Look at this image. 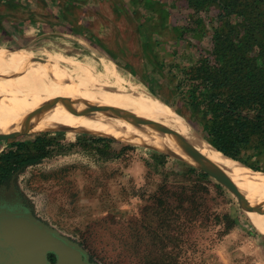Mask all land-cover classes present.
Returning a JSON list of instances; mask_svg holds the SVG:
<instances>
[{
  "label": "rangeland",
  "instance_id": "obj_1",
  "mask_svg": "<svg viewBox=\"0 0 264 264\" xmlns=\"http://www.w3.org/2000/svg\"><path fill=\"white\" fill-rule=\"evenodd\" d=\"M60 1L71 7L67 22L49 27L20 51L0 50L8 54L0 55V77L21 78L35 68L54 67L73 80L69 82L73 91L138 96L172 125L176 118L185 124V130L179 128L182 132L175 125L167 127L192 137L176 136L180 140L218 151L201 135V116L185 109L175 87L188 67L204 61L215 65L219 54L215 50L224 42L240 45L252 66L264 67V0ZM45 93H13L0 97V103L19 95L44 98L42 111L59 103L74 115L110 111L109 122L121 117L129 118L130 127L141 124L138 138L144 143L132 142L126 135L109 139L61 125L41 130L48 125L12 120L14 127L27 131L0 135L12 138L0 140V157L44 146L49 153L38 164L19 170L10 190H0V205L21 210L79 246L91 264H264V191L251 185V177L241 193L235 181L222 180L224 171L207 173L198 162L177 157L173 150L179 149L160 140L175 135L165 130L155 134V122L148 124L129 105L126 111L86 105L78 112L79 100ZM95 97L107 100L102 92ZM156 145L166 146L172 154L151 147ZM248 153L252 157L243 161L219 155L264 178V156ZM257 160L262 165L255 170ZM232 184L246 204L228 187ZM16 192L23 202L12 196ZM10 259L0 251V264Z\"/></svg>",
  "mask_w": 264,
  "mask_h": 264
},
{
  "label": "trees",
  "instance_id": "obj_2",
  "mask_svg": "<svg viewBox=\"0 0 264 264\" xmlns=\"http://www.w3.org/2000/svg\"><path fill=\"white\" fill-rule=\"evenodd\" d=\"M215 52L219 53L215 65L204 61L183 71L175 87L183 106L201 116V135L224 157L243 161L252 157L250 150L264 156V67L252 66L240 45L224 42ZM176 120L179 118L171 122L185 130V124ZM48 153L45 146L35 152L3 153L0 185L19 170L38 164ZM261 165L257 160L254 169Z\"/></svg>",
  "mask_w": 264,
  "mask_h": 264
},
{
  "label": "bare ground",
  "instance_id": "obj_3",
  "mask_svg": "<svg viewBox=\"0 0 264 264\" xmlns=\"http://www.w3.org/2000/svg\"><path fill=\"white\" fill-rule=\"evenodd\" d=\"M50 77H53L54 80L49 81ZM5 78L6 77H0V97L4 95H11L13 93H22L23 91H26L27 93L32 91L46 92L49 94L48 96L54 95L56 98H61L62 96H64L72 99L73 101L79 100L80 101L79 104L75 105L78 112H81L86 105H89L90 107L97 105L99 107H110L118 110L123 109L125 111H126V105H129L133 111H135L138 115L144 117V121L147 122L148 124L151 123L150 121L155 122L153 125L154 126L156 125V128L152 130V132H155V134L159 133L162 130H165L166 134L175 135V137L173 136L170 138H166L164 140L160 138V140L164 142L166 145H169L174 148H178L179 150L173 148L174 149L173 151H177V153H179V155L176 154L177 157L191 164H196V162H199L202 165H205L206 168L217 167L218 169L224 171L223 180L230 181L231 179L232 181H235L237 186L240 187L241 193H243L242 186L244 184L249 185L248 179H250V177L253 179L252 181L253 183L251 185L256 184L263 189L262 191H264V178H262L263 176L260 177L258 176L259 174H255L247 168L249 170L248 171L247 169H244L246 167L240 166L236 163H232V162L228 163L226 159L224 158L222 159L220 157L219 153L213 150H208L207 148L198 144L197 142H186L184 140L183 141L180 140V138L176 136L184 137L187 140L189 137L190 138L192 137L184 136L180 132L167 129L168 126H174V125H172L166 118L160 115L147 101L143 100L138 96H135L133 94H130V96L129 95L125 96L123 94L110 95V93L106 90H96V89L85 90L83 92L73 91L75 87L73 88L72 83H69L73 80L64 76V74L60 70L54 67H38L31 70L29 73H27L25 76L21 78H11L6 80ZM65 80H67L68 82H65ZM42 81L44 82V86L36 87L37 82H40L42 84ZM46 81H48V83H46ZM98 92L105 93V98L107 100L104 101L100 98H96L95 95ZM30 95L32 94L30 93ZM30 98H32V96H30L29 98H22L18 95L17 98L14 99L12 98L7 103L4 104L0 103V116L8 119L22 121L25 123H30L33 125H41V126H44L46 124L48 125L45 128H42L41 130L44 129L54 130L56 128H61L60 127L61 125V126H67V128L74 129L76 131L85 130L93 134H102L106 136L117 137L120 139H126V136H129L130 137L129 140L132 142L144 143L141 139L138 138L139 136H142L141 135L142 132H140L141 129L139 128L142 127V125L140 124V125L132 126L133 128L130 127L128 125L129 118L123 119L121 117H115L116 119H118V122H109L107 116L108 115L111 116L112 112L102 111V110L101 112L98 110L92 111L85 116L80 115L79 113H78L79 115H74L70 112L71 110L68 111L61 103L57 104V102H56L57 105L56 106L54 105L55 107L42 111L40 107H42L44 103L47 101H45L44 98L40 100H36V99L31 100ZM39 110H41L42 112H40ZM56 110L58 111L56 112ZM36 111H37V115L30 117L29 114H32L33 112ZM38 111L40 113H38ZM76 116H79L80 118H75ZM127 116L129 117L128 114ZM99 117L100 118L105 117L106 119L103 122H100L96 120V119L99 120L100 119ZM39 119L40 121H37ZM87 120L90 121L91 124H89L88 126L81 124ZM117 124L125 125V126L121 125L122 126L121 128L127 127V129L122 130L120 126H118ZM0 126L7 127L6 131L4 132L16 131V130L27 131L26 129H22V128L20 129L13 128L4 121H0ZM151 147L158 148L162 150V152L164 153L172 154V152L167 151L166 146L164 147L162 145H156ZM227 177L230 179H227ZM257 178L259 179L260 182H258ZM247 192L251 197L254 195L252 189L247 188Z\"/></svg>",
  "mask_w": 264,
  "mask_h": 264
},
{
  "label": "water",
  "instance_id": "obj_4",
  "mask_svg": "<svg viewBox=\"0 0 264 264\" xmlns=\"http://www.w3.org/2000/svg\"><path fill=\"white\" fill-rule=\"evenodd\" d=\"M95 135L116 139L102 134ZM4 139L12 138L0 136V140ZM201 166L207 173L211 169H214L213 174L220 171L217 167H207L206 169L205 165L201 164ZM222 176L223 180L224 175L222 174ZM228 187L234 189L233 184ZM234 191L238 193L235 189ZM238 195L243 201L242 195L239 193ZM244 203L246 204V202ZM0 251L9 254L11 259L7 264H52L48 259L50 253L56 256L54 264H91L86 253L79 246L38 224L34 218L26 215L0 219Z\"/></svg>",
  "mask_w": 264,
  "mask_h": 264
},
{
  "label": "crops",
  "instance_id": "obj_5",
  "mask_svg": "<svg viewBox=\"0 0 264 264\" xmlns=\"http://www.w3.org/2000/svg\"><path fill=\"white\" fill-rule=\"evenodd\" d=\"M71 12L70 4L62 5L60 0H0V50L20 51L42 37L49 27L56 28L61 21L67 22ZM26 56L32 57V54L26 53ZM0 119L18 128L14 127V119L2 116ZM6 129L1 126L0 135Z\"/></svg>",
  "mask_w": 264,
  "mask_h": 264
},
{
  "label": "flooded vegetation",
  "instance_id": "obj_6",
  "mask_svg": "<svg viewBox=\"0 0 264 264\" xmlns=\"http://www.w3.org/2000/svg\"><path fill=\"white\" fill-rule=\"evenodd\" d=\"M16 174H18V172H16L12 177H10L7 181H5L3 184H1L0 185V190L1 189H3V188H6L7 190H10V189H8V187L10 186V183H11V181L13 180V178L15 177V175ZM15 195V197H17L21 202H23V200H22V195L20 194V192H16V194H12V196H14ZM15 197H12V199L13 198H15ZM7 198H10V197H7ZM2 204H4V203H2ZM1 204V205H2ZM0 205V219L1 218H5V217H13V216H17V217H19V216H30V215H28V214H26V213H23L21 210H19V209H15V207H12L11 209L12 210H8V208H10L11 207V205H6V204H4V205H2L1 206ZM30 217H32V216H30ZM33 218V217H32ZM35 219V218H34ZM36 220V219H35ZM36 222L38 223V224H40L37 220H36ZM41 225V224H40ZM48 259H49V261L52 263V264H54L55 262H56V256L54 255V254H49L48 255Z\"/></svg>",
  "mask_w": 264,
  "mask_h": 264
}]
</instances>
